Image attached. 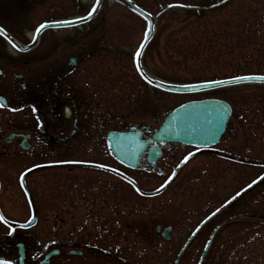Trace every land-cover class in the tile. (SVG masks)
<instances>
[{
  "label": "rangeland",
  "instance_id": "1",
  "mask_svg": "<svg viewBox=\"0 0 264 264\" xmlns=\"http://www.w3.org/2000/svg\"><path fill=\"white\" fill-rule=\"evenodd\" d=\"M134 1L156 16L154 38L143 56L145 70L159 80L175 84L192 83L189 80L194 69L173 61L170 58L171 47L174 40H180L181 35L177 32L182 31L183 25L194 21V15L205 11L199 7L205 2L187 1L185 9H182L186 11L175 7L166 12L167 6L161 8L157 0ZM242 1L237 0L234 5ZM210 2L208 0L206 3ZM93 3L94 0L88 4L82 0H0V24L20 43L28 44L30 38L27 33L34 31L44 21L84 15ZM88 26L91 30L84 35L94 47L93 52H109L99 54V60L94 59V70L88 79L90 82H103L99 88L93 89L96 98L94 107L100 106L98 112L109 113L115 122H139L155 129L173 108L186 101L205 98L221 99L233 107V117L220 144L199 152L194 148L176 146L175 160L166 156L160 164L166 167V160L169 161L168 175H151L156 180L155 187L160 188L166 181L169 184L154 199L156 202L142 200L143 210H151L142 217L137 216L142 221L141 232L148 234V229H143L145 223L155 231V224H149V218H152L157 220V224L172 226L171 234L175 237L163 247L157 241L139 239L138 264H164L162 260L166 254L173 259L165 264H174L198 221L217 209L221 210L219 217L187 249L179 264H198L206 240L219 223L222 224L221 230L205 264L223 261L226 264H264V221L258 218L264 217V182L252 188L248 195L240 196L254 181L264 176V85L246 84L190 95L160 92L143 82L134 64V54L146 30L143 19L116 1L104 0L98 15ZM87 28L46 31L39 45L26 55L53 52L55 43L61 46L57 52H76L64 48L65 40H70L78 30L86 31ZM190 30L191 27L183 30L188 38ZM0 52L19 55L1 38ZM185 54H181L180 58ZM200 69L208 76L205 81L236 75H264V48L253 45L243 55L224 51L213 53L209 62L201 63ZM216 74L217 77H214ZM93 143L98 144L97 141ZM189 153L194 155L189 156ZM185 157H188L186 162ZM142 175L143 178L147 176L145 173ZM4 197L8 211L5 219L9 223L0 221V230L6 233L10 222H25L30 215L26 202L15 189L9 190ZM35 203L40 221L30 233L40 240L41 235L51 234L42 232L46 225L54 223L55 208L54 201ZM153 203H157L156 211ZM160 248L163 253L165 250L172 253L162 254Z\"/></svg>",
  "mask_w": 264,
  "mask_h": 264
},
{
  "label": "flooded vegetation",
  "instance_id": "2",
  "mask_svg": "<svg viewBox=\"0 0 264 264\" xmlns=\"http://www.w3.org/2000/svg\"><path fill=\"white\" fill-rule=\"evenodd\" d=\"M89 27L65 40L64 48L76 52H57L61 48L57 43L53 52L29 56V52H15L17 56L0 52V100L5 103L0 108V214L8 215L4 196L15 189L30 215L25 222H10L8 232L0 230V260L11 264H19L20 260L23 264H138L139 239L157 241L163 247L175 237L172 226L157 224L152 218L149 224H155V231L145 223L143 229H148V234L142 233V221L137 216L151 210H143V199L155 201L168 188L167 181L162 184L165 187H155L151 175H168L169 161L166 167L160 164L166 156L175 160L176 146H186L161 145L162 157L154 169L151 161L158 146L154 143L157 128L139 122H115L109 113L98 112L100 106L94 107L93 89L103 82L88 79L94 59L109 52H93L94 47L84 35L91 30ZM0 28L14 37L1 24ZM109 132L138 135L140 145L146 144L138 168L117 160L108 143ZM144 173L147 176L143 178ZM250 190L239 195L242 198ZM45 200L54 201L55 218L42 232L51 234L41 235L38 240L30 233L40 221L35 202ZM152 206L156 211L157 203ZM215 212L198 221L191 235L204 225L187 249L221 214L220 210L206 221ZM33 217L35 224H28ZM168 227L169 240L164 235ZM221 227V223L214 226L205 246ZM160 251L172 253H163L162 248ZM163 257L164 264L173 259L169 254Z\"/></svg>",
  "mask_w": 264,
  "mask_h": 264
},
{
  "label": "water",
  "instance_id": "3",
  "mask_svg": "<svg viewBox=\"0 0 264 264\" xmlns=\"http://www.w3.org/2000/svg\"><path fill=\"white\" fill-rule=\"evenodd\" d=\"M124 6H126L134 14L142 18L147 23L146 31H148L149 26L151 27V34L148 36L147 41H145V34L142 43L144 47L142 49V54L138 58V62L141 65V70L145 73V76L140 74L141 78L148 83L151 80L150 86L157 88L163 92L173 93V94H196L204 93L208 91H213L217 89L227 88L231 86L244 85V84H264V79H259V77H264V75H249L240 76L231 79H223L211 82L202 83H192V84H172L160 80L151 78L142 66V55L147 45L153 39L155 33V17L139 7L132 0H115ZM102 0H100L96 11L92 14L90 19L86 20H72L69 22H59V23H47L45 28L41 29L39 34H35L34 40L27 46L19 45L11 36L8 34L2 35L14 48L21 52H27L32 50L39 39L40 34L47 29H60L77 26L90 21L97 13ZM141 43V44H142ZM140 49V47H139ZM137 63V58L135 57V66ZM137 69V68H136ZM250 78V79H246ZM218 82V83H215ZM232 115L231 106L222 100L218 99H206L200 101H190L174 109L165 118L161 126L157 129L154 134V143L158 146L154 148V157L152 158L151 164L156 167L157 160L161 157L160 145L166 143H181L184 145H189L197 148H209L219 144L222 136L224 135L226 128L228 126L230 117ZM109 144L111 149L116 156V158L131 168H137L140 165V156L142 155L146 144H141L138 141V135H128V134H116L109 133ZM171 229L168 228L164 231L166 239H170L167 236ZM216 233V232H215ZM214 233V234H215ZM194 236V235H193ZM193 236L190 238L189 242L192 240ZM188 242V243H189ZM188 243L184 247H187ZM211 240L207 243L206 248L202 254L201 260H203L210 248ZM183 249V251H184ZM178 263V262H177ZM176 263V264H177ZM22 264V263H21Z\"/></svg>",
  "mask_w": 264,
  "mask_h": 264
},
{
  "label": "trees",
  "instance_id": "4",
  "mask_svg": "<svg viewBox=\"0 0 264 264\" xmlns=\"http://www.w3.org/2000/svg\"><path fill=\"white\" fill-rule=\"evenodd\" d=\"M187 1L196 0H157L161 8L179 5L183 9ZM207 1L201 0L205 3L199 7L205 11L194 15V21L183 25L182 31L177 32L181 35L180 40H174L171 47L170 58L173 61L194 69L189 80L191 82L205 81L208 78L200 67L202 62H209L213 53L224 51L243 55L253 45L264 48V0H244L237 5H234L237 0H210V3H206ZM186 27L192 29L189 38L186 31L183 32ZM181 54H185L183 58H180ZM213 76L217 77V74ZM258 218L264 221L263 216Z\"/></svg>",
  "mask_w": 264,
  "mask_h": 264
},
{
  "label": "snow or ice",
  "instance_id": "5",
  "mask_svg": "<svg viewBox=\"0 0 264 264\" xmlns=\"http://www.w3.org/2000/svg\"><path fill=\"white\" fill-rule=\"evenodd\" d=\"M222 2H223V0H222ZM99 3H100V0H96L95 4L92 6L91 10L87 13V15H86V16H83V17H77V19H78V20H86V19H90L91 16H92V14L96 11L97 6L99 5ZM46 26H47V25H45V24H41V25L39 26V28L36 29V34L38 35L39 32L41 31V29L45 28ZM151 30H152V29H151V27L149 26L148 31L145 32V41H147L148 36L151 34ZM0 35H5V36L7 35V33L4 31L3 28H0ZM9 42H11V41H9ZM13 46H15V45H13ZM143 47H144V44L142 43V44L140 45V49H138V50L135 52L134 56L137 58V63H136V68H137V70L140 71V74H141L142 76H145V79H147L145 73L141 70V65H140L139 62H138V58H139V57L141 56V54H142V49H143ZM236 79H240V78H236ZM246 79H250V78H246ZM259 79H264V77H259ZM148 83L151 84L152 81H151V80H148ZM215 83H218V82H215ZM2 107H5V103L3 102V100H0V108H2ZM33 110L35 111V109H33ZM191 155H194V154H193V153H189V156H191ZM184 159H185V162H186V161L188 160V157H185ZM99 167L104 168L105 165H99ZM110 170H111V171H117V170H115V169H110ZM253 183H255V181H254ZM161 187L163 188V187H165V185H161ZM137 191H139V189H137ZM237 195H239V193H237ZM233 199H235V197H233ZM217 211H219V209H217ZM0 221H3V222L6 223V224L8 223V221L5 219V217L3 216V214H0ZM20 227H21V228H24L25 225H24V224H21ZM0 264H11V262L8 261V260H0Z\"/></svg>",
  "mask_w": 264,
  "mask_h": 264
},
{
  "label": "bare ground",
  "instance_id": "6",
  "mask_svg": "<svg viewBox=\"0 0 264 264\" xmlns=\"http://www.w3.org/2000/svg\"><path fill=\"white\" fill-rule=\"evenodd\" d=\"M82 2H83L84 4H88V3H90V2H93V0H82ZM27 36H28L29 38H31V37H32V32L27 33Z\"/></svg>",
  "mask_w": 264,
  "mask_h": 264
}]
</instances>
